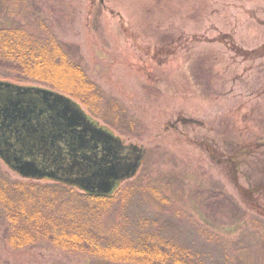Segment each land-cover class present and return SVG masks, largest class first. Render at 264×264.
<instances>
[{
    "label": "rangeland",
    "instance_id": "374dc122",
    "mask_svg": "<svg viewBox=\"0 0 264 264\" xmlns=\"http://www.w3.org/2000/svg\"><path fill=\"white\" fill-rule=\"evenodd\" d=\"M1 1L0 9L15 10L17 22L30 7L50 19L96 87L94 95L82 96L92 98L90 106L63 94L125 144L146 150L134 178L144 197L114 204L106 224L126 215L129 225L144 226L145 216H154L158 229L190 245L192 237L213 231L210 225L225 230L211 208L196 206L195 191L217 186L244 207L255 199L264 204L262 195L249 193L264 180V0ZM0 172L11 181L52 182L22 177L1 159ZM207 214L210 222L203 223ZM240 229L224 238L231 248H245L247 264H264L256 233ZM8 234L0 208V264H123L45 244L15 249Z\"/></svg>",
    "mask_w": 264,
    "mask_h": 264
},
{
    "label": "trees",
    "instance_id": "16d2710c",
    "mask_svg": "<svg viewBox=\"0 0 264 264\" xmlns=\"http://www.w3.org/2000/svg\"><path fill=\"white\" fill-rule=\"evenodd\" d=\"M1 2L7 3L6 0ZM5 9H0L1 79L45 85L82 98L81 101L90 106L92 98L82 96L94 95L96 87L93 89L84 68L75 59L72 45L56 35L50 19L38 17L30 7L26 16L21 15L22 11L19 13L23 21L17 22L15 10L11 8L2 15ZM233 159L229 157L232 162ZM76 188L79 189L59 181H11L0 172V208L9 224L10 246L24 249L45 244L72 255L123 264H247L245 248H231L230 240L224 238L241 228L240 234L254 231L264 251V204H257L255 198L256 205L247 208L217 186L195 191L196 206L206 204L207 209L211 208L214 217L220 216L217 219L222 220L220 224L225 230L222 232L210 225L213 231L209 234L199 233L198 238L192 237L195 240L190 245H182L173 231L157 228L158 220L154 216L146 215L144 226L129 225L131 221L126 215L122 222L106 224L103 221L105 214L120 200H137V194L144 197L145 187L137 179L118 183L107 195ZM249 193L264 197V180ZM205 219L210 222L208 214L204 215L203 223ZM174 228L181 233L179 226L175 224ZM123 230L135 233L127 235ZM252 244L253 241L247 246Z\"/></svg>",
    "mask_w": 264,
    "mask_h": 264
},
{
    "label": "water",
    "instance_id": "95a60500",
    "mask_svg": "<svg viewBox=\"0 0 264 264\" xmlns=\"http://www.w3.org/2000/svg\"><path fill=\"white\" fill-rule=\"evenodd\" d=\"M145 153L100 127L63 93L0 81V159L22 177L107 195L135 177Z\"/></svg>",
    "mask_w": 264,
    "mask_h": 264
},
{
    "label": "flooded vegetation",
    "instance_id": "af4514ba",
    "mask_svg": "<svg viewBox=\"0 0 264 264\" xmlns=\"http://www.w3.org/2000/svg\"><path fill=\"white\" fill-rule=\"evenodd\" d=\"M3 161V160H2ZM4 162V161H3ZM11 169V168H10ZM12 170V169H11ZM15 172V171H14ZM17 173V172H16Z\"/></svg>",
    "mask_w": 264,
    "mask_h": 264
}]
</instances>
